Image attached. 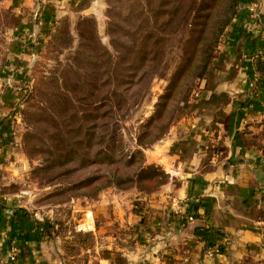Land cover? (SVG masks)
Wrapping results in <instances>:
<instances>
[{"label":"rangeland","instance_id":"rangeland-1","mask_svg":"<svg viewBox=\"0 0 264 264\" xmlns=\"http://www.w3.org/2000/svg\"><path fill=\"white\" fill-rule=\"evenodd\" d=\"M61 1L51 3L54 15L45 29L25 32L12 1L0 0V211L22 212L42 227L53 245L51 264H79L98 252L117 264H144L145 236L135 234L153 220L156 202L173 206L174 215L195 217V202L176 200L172 189L161 194L165 183L179 185L162 159L172 150L161 143L212 85V62L222 56L219 44L229 26L203 76L191 77L190 89L177 94L172 119L165 112L161 137L150 142L143 132H156L148 121L159 97L185 51L208 34L199 32L196 12L205 0ZM252 4L259 18V2ZM258 24L249 20L247 28ZM153 124L160 126L156 119ZM137 152L138 161L126 166ZM141 164L164 173L150 192L136 181ZM116 174L135 181L104 183ZM89 177L96 181L82 183ZM153 238L149 249L157 254L159 237ZM137 246L141 255L134 258Z\"/></svg>","mask_w":264,"mask_h":264},{"label":"crops","instance_id":"crops-1","mask_svg":"<svg viewBox=\"0 0 264 264\" xmlns=\"http://www.w3.org/2000/svg\"><path fill=\"white\" fill-rule=\"evenodd\" d=\"M11 1L22 20L19 30L25 32L45 29L54 15L53 3L62 2ZM254 1L259 2L261 24L255 31L247 28ZM239 6L219 44L222 56L212 62V85L199 92L192 114L161 143L173 153L162 156L164 168L172 180L179 177L177 188L167 182L161 194L172 189L176 200L195 202V217L189 222L174 215L173 206L156 202L153 220L135 234L145 236L144 264H264V150L241 136L248 128L264 145V0ZM212 142L225 145L224 152L214 153ZM5 212L10 214L0 211L4 249L14 251L16 264H51L53 245L42 227L22 212ZM153 237H159L157 254L149 249ZM98 253L87 264H117L109 253ZM130 254L139 257L141 249Z\"/></svg>","mask_w":264,"mask_h":264},{"label":"trees","instance_id":"trees-1","mask_svg":"<svg viewBox=\"0 0 264 264\" xmlns=\"http://www.w3.org/2000/svg\"><path fill=\"white\" fill-rule=\"evenodd\" d=\"M182 1V0H178ZM173 2H176L173 0ZM239 0H223L222 4L219 6L217 0H205L204 2L199 3L196 6L197 16L201 19L199 32L208 31V34L204 38L200 35L194 45V49L191 52L185 51L184 56L181 58L179 65L176 70L173 72L170 81L166 87L165 92L159 97V101L156 106L157 109L153 117L149 119V127H154L156 132H151L146 130L143 132L144 139L147 137H153L150 142H153L161 137V129L163 126V116L165 118L169 115L171 109V103L176 99L177 94H185L190 87L192 86L191 77L201 78L207 68L208 63L213 58V53L216 46L219 43V39L225 29L230 25L232 20L237 14V7ZM178 5V2L176 3ZM173 10H176L174 5ZM218 15V16H217ZM218 17V18H216ZM207 29V30H206ZM203 42H202V40ZM201 40V41H200ZM172 119L171 116H168ZM159 121L160 126L153 124L154 120ZM148 127V126H147ZM159 131V132H158ZM241 136H244V142L247 144H252L256 147L263 148L264 145L259 140L257 133L251 132L248 128H245L241 133ZM214 143V142H212ZM139 144H143L142 141H139ZM214 153L220 154L224 152L225 147L221 144H216L212 146ZM141 153L137 152L134 155H130L126 158V166L134 165L138 160L137 156L140 157ZM127 178L116 174L112 177H106L104 183L114 182L117 186H122L124 181L127 179V182L135 181L129 175ZM164 176V173L158 169L156 166H143L142 164L136 167V181L138 180L141 190L145 192H150L152 189H155L156 186L161 183L163 180H160ZM93 181H96L95 178L89 177L82 181V183L91 184ZM193 214L196 211V206H193ZM48 231L47 228H45ZM88 260H81L79 264H87ZM61 264H66L61 263Z\"/></svg>","mask_w":264,"mask_h":264},{"label":"built area","instance_id":"built-area-1","mask_svg":"<svg viewBox=\"0 0 264 264\" xmlns=\"http://www.w3.org/2000/svg\"><path fill=\"white\" fill-rule=\"evenodd\" d=\"M254 2L250 3L249 6V14H250V20L254 22L255 25H252L253 27L258 26V18L253 17L255 15V6L256 4H252ZM253 15V16H252ZM189 221H192L194 217L192 215H187L186 217ZM219 251V250H216ZM0 264H16V255L14 251H6L4 249V233L0 230Z\"/></svg>","mask_w":264,"mask_h":264}]
</instances>
